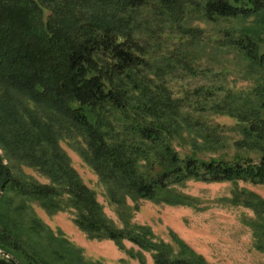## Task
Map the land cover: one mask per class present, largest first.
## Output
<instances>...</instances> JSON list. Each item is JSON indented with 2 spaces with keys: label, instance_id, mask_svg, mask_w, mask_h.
<instances>
[{
  "label": "trees",
  "instance_id": "trees-1",
  "mask_svg": "<svg viewBox=\"0 0 264 264\" xmlns=\"http://www.w3.org/2000/svg\"><path fill=\"white\" fill-rule=\"evenodd\" d=\"M143 8L179 25L192 10L209 19L251 18L253 34L228 37L227 44L264 70V0H0V149L50 181L16 177L0 156V205L11 206L13 198L5 195L13 193L53 213L65 200L76 212L75 224L90 238L109 239L119 247L129 239L153 252L155 264H209L184 243L188 257L173 258L167 244L146 239L153 235L148 227H138L144 236L113 226L60 145L64 137L79 136L82 156L117 204V197L159 199L172 184L189 178L264 184V78L256 88L260 107L235 114L245 123L238 144L261 151L258 163L180 157L170 138L183 100L143 73L149 64L138 36ZM149 159L152 171H142ZM29 231L54 237L37 219ZM61 241L53 255L75 253L78 262L83 260L78 249ZM259 249L264 251L263 243ZM0 264L49 263L11 225L0 223Z\"/></svg>",
  "mask_w": 264,
  "mask_h": 264
},
{
  "label": "rangeland",
  "instance_id": "rangeland-1",
  "mask_svg": "<svg viewBox=\"0 0 264 264\" xmlns=\"http://www.w3.org/2000/svg\"><path fill=\"white\" fill-rule=\"evenodd\" d=\"M185 1L196 4L206 0ZM139 20L138 36L146 46L149 62L144 75L163 83L174 98L183 100L182 117L177 118V126L173 123V149L182 158L199 161L251 159L258 163L261 151L238 144L244 139L245 123L235 114L260 107L256 88L263 82L264 70L253 65L237 47L227 44L228 37L253 34V20L209 19L203 11L192 10L179 25L150 8L141 9ZM182 28L194 33H185ZM261 114L264 117V110ZM60 145L117 229L145 236L138 227L150 228L153 235L146 234V239L167 244L173 258L188 257L182 251L184 243L209 264H264V251L259 249L264 244V184L189 178L172 184L159 199L117 197V204L108 184L82 156L79 136L64 137ZM0 156L16 177L50 183L36 168L9 160L1 149ZM149 162H143L142 171H152ZM156 170H160L158 165ZM5 196L12 197L13 203L0 205V223L11 225L49 264H155L153 252L129 239L119 247L109 239L90 238L75 224L76 212L65 200L61 210L50 213L36 200L13 193ZM166 196L174 197V201ZM34 219L54 237L48 231L41 237L30 232ZM61 239L78 249L83 260L78 262L75 253L65 258L53 255Z\"/></svg>",
  "mask_w": 264,
  "mask_h": 264
},
{
  "label": "crops",
  "instance_id": "crops-1",
  "mask_svg": "<svg viewBox=\"0 0 264 264\" xmlns=\"http://www.w3.org/2000/svg\"><path fill=\"white\" fill-rule=\"evenodd\" d=\"M205 255V254H204Z\"/></svg>",
  "mask_w": 264,
  "mask_h": 264
}]
</instances>
